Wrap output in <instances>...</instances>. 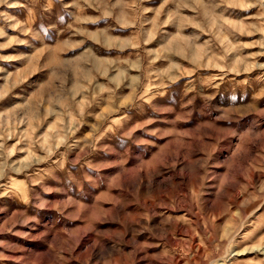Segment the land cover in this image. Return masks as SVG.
<instances>
[{
    "label": "rangeland",
    "instance_id": "374dc122",
    "mask_svg": "<svg viewBox=\"0 0 264 264\" xmlns=\"http://www.w3.org/2000/svg\"><path fill=\"white\" fill-rule=\"evenodd\" d=\"M0 13V264H264V0Z\"/></svg>",
    "mask_w": 264,
    "mask_h": 264
},
{
    "label": "clouds",
    "instance_id": "9594fccd",
    "mask_svg": "<svg viewBox=\"0 0 264 264\" xmlns=\"http://www.w3.org/2000/svg\"><path fill=\"white\" fill-rule=\"evenodd\" d=\"M8 0H0V4H5L7 3ZM0 15H3L2 13H0ZM0 35H3L2 32H0ZM2 147V146H0ZM207 165V161L205 160L202 164H201V167H205ZM32 219H35L34 217ZM24 223H27V221H24Z\"/></svg>",
    "mask_w": 264,
    "mask_h": 264
}]
</instances>
